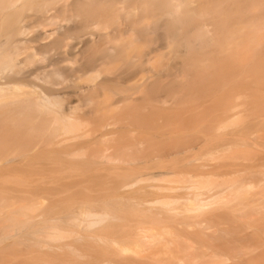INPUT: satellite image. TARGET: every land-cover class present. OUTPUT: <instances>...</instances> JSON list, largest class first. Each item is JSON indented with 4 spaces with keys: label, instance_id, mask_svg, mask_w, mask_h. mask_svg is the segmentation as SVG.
I'll use <instances>...</instances> for the list:
<instances>
[{
    "label": "bare ground",
    "instance_id": "bare-ground-1",
    "mask_svg": "<svg viewBox=\"0 0 264 264\" xmlns=\"http://www.w3.org/2000/svg\"><path fill=\"white\" fill-rule=\"evenodd\" d=\"M69 13L70 15L64 18V16ZM77 17H82V19H80L83 22L80 23V21L79 25L76 24L80 20L79 18L78 21L75 20ZM101 19L102 21L104 19L105 23L112 21L114 26L110 27L103 25L104 22L103 24L100 23L101 21L99 22ZM62 21H73V23L76 21V23H71V25L67 23L69 26L67 24V26H63L60 25ZM50 25L56 26V28L46 30L45 27ZM94 28H99L100 32L94 34L92 31ZM30 31H32L33 34H31ZM51 35L55 38H52ZM144 40L152 46L144 52L136 51L138 44ZM72 42L76 43L73 44ZM164 48L165 50L166 48H168V50L173 48L172 54L174 56L184 57L185 59L183 58L184 62L176 63L173 66L168 63L162 65L157 75L162 77L165 75V78L181 75L186 81L184 83H174L172 81L164 85H160L159 82L158 84L153 82L155 84L144 87V90L148 92L146 94L153 96L154 101H156V98L160 97L157 100L159 103L164 99V97H162L164 95L160 96V93H166L175 88L179 89L182 84H184L189 91L190 86L194 87L195 84L199 82H201L200 85H202L204 80H209L207 76H210V69L208 68L210 66L206 65L203 67V64L207 61L212 63L211 67L214 69L217 68V72H214L216 76L224 77L226 74L225 72L233 74L235 69L243 72L244 69L247 68L250 76L264 78V0H0V132H9L0 134V164L4 165L10 163L11 159L9 160L8 157L16 154V147H24L26 144L20 143V141H13V139L17 137L15 134L21 135L18 137L20 138L19 140L22 139L26 141L27 139L24 138L23 135H32V133L36 131L37 133L35 132L33 135L36 141L42 143L43 140L46 141L47 138L49 140L51 139V141L54 142L53 144H57L58 141H60L59 139L66 135L73 138V132L75 133L77 130L80 132L79 129L82 127L80 124L83 122L81 119L83 120V117H85L86 121H88L89 118L87 117H91L90 113H96V111L93 113L91 108H98L99 110H97V112L102 109L100 107L95 108V104L99 99L98 97L102 94L105 95L106 92H116L117 94L124 92L122 89L123 86L134 81L135 77H137L136 80L139 81L138 75L144 76L145 73L143 74L140 72H145L146 70L144 69L146 68L144 66L147 67L149 64L148 61L151 62L149 57L153 55L151 56L152 58L155 56L154 54H158V50H162L160 54H163V51L166 52ZM122 51L130 52L126 54V52L122 53ZM131 52L135 53L132 54ZM85 54L87 57H83V59L86 58L84 59L85 62H80L82 61L80 60L82 58L81 55ZM38 56H41L42 60L43 58L48 60L46 62H44L45 60H41L42 62H40H44L45 64L39 65V67L34 65L36 67H31L30 69V66L27 65L29 67L25 68L27 63L33 60H39L40 57ZM78 56L81 58L79 59ZM36 57L38 59H36ZM121 58L124 61L123 64L125 65V69L117 73L113 71L116 73L112 72L114 75L110 72L113 77H111V75V78L104 79L102 73L100 74V70H103L101 68L109 67V64L114 61V59L116 63L113 62L110 66L112 64H119ZM76 59L77 62H75ZM78 62L82 64L78 66L74 65V63L78 64ZM99 76L103 79L101 77L99 79ZM143 76H140V80L144 78ZM227 76H229V73H227ZM85 77L88 78L86 81L90 82V86L89 84L87 85L88 87L82 86V81ZM96 78L98 81L95 80ZM196 86L198 87V85ZM199 89L198 92L200 93ZM203 90L204 89H202V91ZM157 95L159 96L157 97ZM232 97L234 98V95H232ZM95 99L97 100L95 101ZM125 99L126 101L127 99L130 100V97L127 96L124 100ZM236 100L238 101V99ZM237 101L232 100L231 104L229 102L230 105L227 104V106L224 107L227 109L224 110L223 108L224 112H222V114L224 113L223 115L226 117L221 115L222 118L225 117L229 119L236 114L238 104L233 102ZM115 102L116 101H114V103ZM89 105H92L89 107L90 110H82L83 107L87 106L88 108ZM232 105L233 107L231 109L229 106ZM246 105L247 104H245V106ZM78 110H82L80 113L84 112L79 114ZM229 111L233 112L231 113L232 116ZM229 115L231 117H229ZM261 116L264 115L261 114ZM257 118L255 117V119ZM249 119L248 117V120ZM253 119H251V121ZM241 120V122H244L245 119ZM260 121H263V123H260ZM260 121V125L264 124V118L263 120L260 118ZM220 126L216 127L219 129L222 127ZM245 128L248 129L244 126V130L242 129L243 131L238 132L244 134L242 137L240 134L236 135V132H233L235 133L234 138H229L228 140L227 137L222 139H218L219 136L215 137V130L213 132L214 135H208V131H205L207 134L205 132L194 133L195 135L190 138L187 135L188 139L181 145L182 147L178 146L174 147V149L171 148L165 154L147 152L148 154L145 159L140 158V155L138 156L139 158H136L139 153L137 151L138 149H135L136 152L134 148L135 146L139 147V145V148H141L143 144V141H141V144L140 141H138L139 143H136L134 147L130 145L137 155L133 151H130L131 148L128 147L129 149H125L128 150V152H126L128 155L132 152L133 156L130 158L132 154L130 153L129 158L126 159L124 158L126 156L122 157L118 151L121 157L116 158L115 162H119V164L122 163L120 167L123 165L124 167H129V165L133 166L129 170L121 167L128 172L124 175L122 174L123 176H118V173L121 174L120 172L116 173L117 176L114 175L116 178L122 177V182L130 175L135 176V178L131 179L130 184H125V182L116 183L117 185L115 183V185L110 184V182L105 184L96 181L98 180L97 178L93 181V187L102 186V188H98L103 190L105 186H113L111 188L113 192L91 196L93 191H89L91 194L85 195L84 198L83 196H79V192V195L76 194L78 197L72 196V198L74 197L73 199H65L67 198L65 196V200L60 198V201L59 199H54L51 202L53 204L56 203L54 204L56 206L52 205L50 202L51 204L48 205V207H44L41 198L37 197L38 195L35 196L33 194L15 197L8 189L0 190V264H134L136 262L133 257H144L145 255V257L153 256L157 250V253L161 252L164 255H174L176 252L179 254L182 253L186 258H189L190 254H192L190 253L192 251L191 249H193L195 255L192 254L194 257L191 255V258H193L191 262L193 264L195 262V264L201 263L200 259H198L197 262V258L201 257L202 259L203 256L206 257L207 255V263L213 264L212 262L215 260L216 254H212L213 256L211 255L213 260L211 259L212 262H210L209 255L211 251H208L209 253L205 255L206 251H202L201 248L206 247L208 243H206V239H202L204 236H207V234L204 233L201 222L202 219L200 218L206 216L208 219H211L212 217L210 214L213 209L217 207L227 208L232 213L233 219L241 220L238 226H231L234 227L231 234L233 237L238 236L236 240L238 243L240 242L238 241L240 238L239 235H241L242 239L243 237L246 238L242 240L243 242L247 240V234L244 232L245 228L252 230V233L247 235L248 238L254 236L257 239H264V222L259 224L257 222H252L253 219L251 217L253 216L254 219L257 221L260 220V222L264 220V198H256V189L254 190V187L255 185L257 186V183L254 185L250 181V179L255 178V176H264V164H261V166L256 164L258 167H261H259L258 170L255 164V166L253 165V169L251 168L252 165L249 167V163L244 164L247 165L248 168H246V166L236 171L233 170L234 172L232 171L233 174L231 177L233 182H231V179L228 181L227 178H229V176H224L226 170L225 172L222 171L225 173L224 175L222 172H220V174L218 173L219 177L222 174L227 179V183L231 182V184H226V180L223 181V179L217 182V178H214L215 182L212 181L213 176L217 177L218 175L215 176L216 172H214V170L212 171L214 174H209L211 173L209 172V169L212 167L211 165L210 168L208 166H203L206 170L209 168V171L207 170L208 172L202 166L199 167L194 165V162L196 163L201 159L199 157L198 160L196 158L189 160L188 158L187 161H184L185 164L182 163V166H179L178 163L176 168L169 167L168 169L170 171L156 173L154 172L155 170L153 171L152 169V172L150 169L149 171L151 172L147 173V175L141 174V172L145 174L143 172L146 170L144 166L148 165V163L150 164L151 161L153 162L159 156L163 155V157L171 158V156L174 157L176 155L185 154L186 150H190V153L195 150V154L196 150L200 149L201 143L204 144L205 142L209 144L211 142V150L208 154L219 160L222 157H216L218 156L217 153H223L224 151L229 153L232 149L231 146H234V144L232 145V140L236 143L237 148H242L241 152L245 149V154H248L249 151L247 152V149L250 151L252 149L250 145H256L254 141L253 143L255 144L252 143V139L254 140L256 136L253 138L249 135H254L257 131L250 133L248 129L250 134H246L245 132H247V130H245ZM209 130L211 131L212 129ZM19 131L23 133H19ZM104 135L106 134L104 133ZM68 136L65 138H69ZM99 136L102 138L103 133ZM243 137H245V139ZM246 138L251 141H248ZM49 140L47 142H49ZM62 140L65 142V139H61V141ZM202 140H205V142L203 143ZM55 141H57V143H55ZM135 142L136 141H134V143ZM90 143L92 142L90 141ZM90 143L87 141L86 148L84 149L86 153L90 148L93 149L95 147V144L94 146L91 144L93 148L91 145L89 146ZM229 143L231 144L230 146H228ZM33 144H35V142ZM37 144L36 142L35 146ZM59 144L60 143H58V145ZM66 144H68V142H66ZM204 145H206V143ZM259 146L258 144V147ZM99 148L102 149V152L104 151L101 146ZM254 149H252V151ZM115 150L117 151V149ZM232 150L230 152H232ZM252 151L249 152V154L257 150ZM98 152L96 154H94L95 152H91V155L87 154L90 157L87 156L85 158H90V161L99 163H107L108 161L111 162L114 160L113 157H109L110 155L107 156L108 154L106 155V153ZM141 152L143 151L140 150V154ZM259 152L257 151V153ZM62 153L61 155L63 156L59 155V152H57V157L55 154H50L49 157L53 156L50 157L51 161L45 159V162L49 160L50 163H57V161L59 162L58 158L61 161L62 157L67 158L70 155V153H67L65 157L64 153ZM186 153H189V151ZM194 154L192 155L194 156ZM200 154L202 155V153ZM213 154H216V156ZM230 154L231 153H229V155ZM242 154L243 153H241L240 156H242ZM224 155L223 157L229 156ZM251 155L252 154H250V156ZM71 156L73 157L74 155H70V157ZM207 156L209 157V155ZM245 156L243 157L246 159ZM255 157L259 158L257 155L254 156V158ZM153 158L154 160H152ZM235 158L239 160V157ZM235 158L234 161L236 160ZM251 158H253V156ZM206 159L205 163L207 161ZM39 160L44 162V159ZM221 160L223 161L224 159ZM246 160H248V157ZM114 161L112 163H114ZM239 162L240 161H235L234 163L237 164ZM32 164H34V166L36 165V163ZM157 164L160 165V163ZM217 165H214V168L212 167L211 169H215V166L218 167ZM225 165L229 166L227 163ZM148 167L146 168L148 169ZM60 168L62 167H59L56 171H60L61 173V170H59ZM249 168H251V170ZM55 169H57V167H55ZM35 170L37 169L35 168ZM137 173L140 174L136 175ZM227 174H229L228 171ZM143 176H147V178ZM170 176H176L175 179L171 177L172 179H168L169 181H167V183H173L172 185L166 186L167 179L165 183H163L165 184L164 186L154 184L155 180L161 177L169 178ZM211 177L212 180L210 181L209 178ZM162 180L163 179H159V182H162ZM262 180H264V178H262ZM15 182L18 185H27V182L23 183V181L19 180ZM222 182L225 183L226 186ZM259 183L260 181L258 185ZM261 184L262 183L257 187L260 188ZM3 185L4 184H1V186ZM63 185L61 187H63ZM127 186H130L131 189L128 188L129 190H127ZM132 186H135L134 189H132ZM221 186H223L222 190ZM224 186L226 188H224ZM65 187L67 186L65 185ZM106 187L105 189H107ZM215 188L219 189L216 190ZM261 190V188L260 191L258 190L259 193ZM19 191L23 190L20 189ZM31 191L33 192L34 190ZM42 192L44 193V190ZM52 192V194H50L51 191L49 193L51 196L55 194V191ZM155 192L159 193H157L158 197L161 192L163 197L155 201L145 199L148 195L155 196ZM27 193L29 194L31 192ZM57 193L58 192H56V194ZM253 194H255L254 197L256 199L251 198ZM40 195H42V193H40ZM67 196L70 197V194ZM59 202L61 203L60 206H58ZM154 205L156 208H153ZM246 212L249 213V217L244 215ZM246 218H248V220L252 219V223L246 222ZM211 220L209 221L211 222ZM189 228H192L193 231L188 230ZM183 233L197 236L195 243L193 242L196 244V247L190 245L189 240L184 238L185 236ZM210 234L211 233H209V235ZM242 234L244 235L243 237ZM233 237H228L232 240L230 243H233V239L235 238ZM210 238L209 240L212 239ZM214 239V241L220 240L218 238ZM224 239L227 240L226 238ZM218 244L216 243L217 246H215L219 247ZM244 244L245 243H243V245ZM221 245H223L222 247L225 246L223 243ZM233 245H235V250ZM233 245V247H231L233 250H230V252L228 251L231 254L228 253L226 255L230 258L231 255L234 256L235 253V256L240 258V253H242L240 250L241 247L238 248L239 246L235 243ZM222 247L220 246V248ZM228 247L230 246L228 245ZM224 248H222V250H225ZM254 248H252V250H254ZM227 250L229 249H226V251ZM222 252L225 253L224 251ZM249 253L252 255V252H248V254ZM196 254L198 255L197 257ZM235 256L234 260H237ZM232 257L230 259H233ZM173 258L174 256L169 258V260H165L164 263L170 264L172 262L171 259L174 260ZM218 258L217 263H219V260H222L220 256H218ZM252 258H250L249 263L255 259V257ZM153 260L155 261V259L152 258L151 261ZM206 261H204L205 264H207ZM140 262H138V264H140ZM261 262L264 264L262 260Z\"/></svg>",
    "mask_w": 264,
    "mask_h": 264
},
{
    "label": "rangeland",
    "instance_id": "rangeland-1",
    "mask_svg": "<svg viewBox=\"0 0 264 264\" xmlns=\"http://www.w3.org/2000/svg\"><path fill=\"white\" fill-rule=\"evenodd\" d=\"M69 15H70V13L66 14L64 16V18L68 17ZM78 18L79 17H77V19H75V20L78 21ZM80 18L82 19V17H80ZM81 19L78 21V23H76V21L74 23L79 25V22L81 21ZM82 22L83 21H81L80 23H82ZM99 22L103 24L104 19H103V21H102V19L99 20ZM67 23L68 24L70 23V25H71V23H73V21H71V22L62 21V22H60V25L67 26L68 25ZM103 25H107V26H110V27L114 26L112 21H108L106 23L104 22ZM54 28H56V26L54 27V26L50 25V26L45 27L46 30H50V29L52 30ZM99 30H100L99 28L98 29H96V28L92 29L94 34L95 33L96 34L99 33L100 32ZM32 31H30L31 34H33V32H34V31L33 32ZM51 37L53 38L54 36L51 35ZM51 39H49V40H51ZM76 42H72V43L74 44ZM151 46H152L151 44H148V42H146V40H144V41H142L141 43L138 44V46L136 47V51L144 52V51H147ZM164 50H165V48H164ZM173 50H174L173 48H170V50H168V48H166V50H165L166 52L163 51V54H160V52L162 50H160V51L158 50V52H159L158 54H154L153 53L156 56V57L154 56L155 58L152 57L154 60L151 58V56H153V55H151L149 57L151 59L150 60L151 62L148 61L149 64L147 65V67L144 66L146 68L144 70H146V71L145 72H140V73H143V74L145 73L144 76L139 74L138 75L139 76V81L136 80L137 77H135L134 81H132V82H130L128 84H125L126 86L124 85L123 88H122L124 92H121V93H118V94L116 92H112V93H109V92L107 93L106 92L105 95L102 94L103 96L101 95L100 97H98L99 98L98 102L97 103L95 102L96 103L95 104L96 105L95 108L100 107L102 109L99 112H97V110H99L98 108L97 109L91 108L92 109L91 111L93 113L96 111V113L95 114L90 113L91 117H89V116L87 117V118H89V120L87 119L88 121H86L85 117H83V120L81 119V121H83V122L80 124L82 126V127L80 126L81 127V129H79L80 132L78 130L75 133L73 132V134H74V135L72 134L73 138L71 136H70L71 137L70 138L68 135H66L69 138H65L66 136L63 137V138H60L59 139L60 141H61V139H65V142H63L64 140L61 141L62 143L60 141H58V143H60L58 145L57 141H55V143H57V144H53L54 142L51 141V139L49 140L47 138H46V141L43 140L42 143L36 141L35 136H33L36 131L34 133H32V135L31 134H28V135L26 134L27 136H25V135L22 134L23 137L27 139L26 141H24L22 139L19 140L20 138H18L19 135H20L19 133L20 132L23 133L22 131H19V133H18L19 135L14 133L17 137H15V139H13V141H16V142L20 141V143H26V144H25L24 147H20V146H19V148L16 147V150H17L16 154L8 157L9 160L11 159L10 163L4 164V165L0 164V190L8 189L9 192L12 193L15 197H22V196L33 195V194L35 196L38 195L37 197L41 198V202L43 203L44 207H48V205H50L52 203L51 201H53L54 199H56V200L59 199V201H60V198L64 199L65 196L67 197L65 199H68V198L73 199L74 197H78V196H76V194L79 195V192H80L79 196H83V198H84L85 195H88V194L90 195L91 194V193H89V191L90 192H92V191L95 192V193L92 192L91 196L99 195L101 193L102 194L103 193H109L111 191L113 192V189L111 190V188L113 186H110V187L109 186L108 187L105 186L107 189L108 188H110V189L107 190L104 187V189H105V190L103 189L105 191L104 192L102 189H99V188H102V186L101 187L100 186L93 187L94 186V184H93L94 182L93 181L97 178L98 180H96V181H98V182L105 183V184L110 182V184H113V185H115L116 183L119 184V182H122V180H123L122 177H119L120 178V180H119V178L114 177V175L117 176L116 173L120 172L121 174L118 173V176H123L127 172V171H125V169L129 170L133 166L129 165V167H127V166L124 167V165H123V166H121V167L125 168V169H123V168L120 167V164H122V163H120V164H119V162H117L118 164L115 163L116 162V158H120L121 157L120 155H122V157L126 156L124 158L127 159V158H129L130 153H132L130 151L134 152L135 149H138L137 151L139 153L137 155L136 154L137 151L135 150L136 152H134V153L137 155L136 158L140 157V158L145 159V157H147V154H148L147 152H149V153L153 152L155 154L156 153L157 154L158 153L165 154L171 148L174 149V147H178V146L180 147L183 143H185V141L188 139V137L190 138V137L194 136L197 132H205V131L207 132L208 131V135H210V134L214 135L213 132L215 130V133H216L214 135L215 137L219 136L218 139H222L224 137L225 138L227 137V140H228L229 138H234V134L235 133H233V132H236V135L237 134L239 135L240 133H238V132L243 131L244 130L243 129L244 126L249 129L250 133H252V132L254 133V132L257 131L256 134L254 133V135L253 134L249 135V136H252L253 138H255V136H256V138L254 140L251 138L252 139V143L254 141L256 143V145L255 146L254 145H250V146L252 147V149L255 148L253 151H255V150H257L258 152L260 151L259 153H261V154L257 153V151L253 152L252 149H251V151L253 153H250V154H252L251 156L249 154V152H251V151L248 150V149H247V152L249 151L248 154H245L246 150L243 149L245 152L243 150L241 152L242 148H237L236 147V143L234 142V140H232L233 141L232 145L234 144V146H231V148L233 149V150L232 149L231 150H232L233 153L230 152L231 151L230 150L229 151V153H231L230 155H229L228 152H225V151L224 152L222 151L223 153L219 152L220 154L217 153L218 156H216V154H213L216 157H222L221 159H224L223 160L224 162H223L221 159H220L221 160L220 161L219 159L215 158L213 155H212L213 157H211V155L208 154V152L211 150V142L209 141L210 142V144H209V143L205 142V140L204 141L202 140V142L203 143L205 142L206 145H204L205 143L204 144L201 143V147L202 148L199 145L200 149L199 150L197 149L198 151L196 150L195 154H194L195 150L193 152L191 151V153L194 154V156L190 153V150H186L185 154L176 155L174 157L171 156V158L170 157L166 158L165 156L163 157V155L159 156L158 157L159 159L155 157L156 158L155 160H154V158L152 159V160H154L153 162L151 161L150 164L148 163V165H145V166L143 165L145 167L144 169H146L145 171H143L145 174H143L141 171L140 172H141L142 175H147V173H150L152 171V169H153V171L155 170L154 172H156V173H160V172L163 173V172L168 171L169 167H175L176 168L178 163H179V166H182L183 165L182 163L185 164L184 161L185 160L187 161L188 158H189V160H191L192 158H194V159L196 158L198 160V157H199L201 159H199L197 161L198 163L197 162L195 163L194 162L195 160L193 161L194 165H196V166H199V167L208 166L209 168L212 166L214 168V165L218 164L217 165L218 167L215 166V169H211L212 167L209 169L207 167L210 171L208 169L207 170L209 172H211L209 174H214V173H212V171L214 170V172H216L215 176L218 175L217 177L213 176V180H212V177L209 178L210 181L211 180L214 181L217 178V180H216L217 182H219L218 180L223 179V181L226 180L225 181L226 184H231V182H233V179H231L233 172L238 170V169L245 168L247 165H244V164H248L249 163L248 165H250L249 167H251V165H252V167H251L252 169H253V167L256 164L257 165L259 164L260 166H261V164H264V156H263V154H264V124L260 125V123H263V121L262 122L260 121V118L262 120L264 118V116H261V114L264 115V82H262V81H264V78L263 77L250 76V74H248L249 71H248L247 68L244 69L243 72L235 69L236 74H235V72H233V74L232 73L230 74V72H225L226 74H225L224 77L216 76V75H214V72L215 71L217 72V68L214 69L213 67H211L212 63L207 61V62H205L203 64V67L206 66V65L210 66V67H208L210 69V71H209L210 76H207V77H209L208 79L210 81L209 80H207V81L204 80L202 85H200L201 82H199V83L195 84L194 87L190 86L189 89L191 91L190 90L188 91V88H186V86L184 84H182L181 88H179V89H177V88L171 89L169 92L160 93L161 95L158 93L160 96L164 95V96H162V97H164V99L162 100L163 102L160 101V103H159V102H157V100L160 98V97H158L159 95H157L158 98H156V101H154V97L153 96H151L149 94H146L148 92H146L144 90V87H147L150 84H155V83L158 84V82H159L160 85H162V84L164 85V84H167V83L172 82V81L174 83H184L186 81V79L183 76H181V75L180 76H171V77L168 76L169 78H165V75H164V77L157 75V72L161 69V66L164 65V64L168 63L169 65L173 66L176 63L184 62L183 60L185 58L183 57L184 58L183 59L181 57L174 56L172 54ZM118 51H121V50H118ZM124 52H126V51H122V53H124ZM129 52H126V54L129 53ZM135 52H133V53H135ZM88 53H91V52H88ZM164 55H167V56H164ZM84 56L86 57V54L85 55H81L82 58L80 56H78V58L79 59L81 58L80 60H82L80 62H83V61L85 62L84 59H86L87 57L83 59ZM88 56H89V54H88ZM120 56H118V57H120ZM38 57H40L41 59L39 58V60H33L32 62L27 63L25 68H28L30 66L29 68L31 69V67L32 68L36 67L34 65H37V67H39V65L41 66V65L45 64L44 62H46L48 60V59L46 60V58L45 59L43 58V60H42L41 56H38ZM116 58H117V56H116ZM36 59H38V58L36 57ZM77 59L75 60V62H77ZM121 59L119 60V61H121L119 64H115V65L112 64L110 66L111 63L116 61L114 59V61H112L109 64V67L105 66L106 68H101L103 70H100V74L102 73V77H104V79L105 78L109 79V77L113 73H115V72L117 73V72H120L122 69H125V65L123 64L124 61H123V59L122 60ZM41 60L42 61L45 60V61L43 63H41L42 62ZM80 62H78V64L74 63V65L78 66V65L82 64ZM114 63H116V62H114ZM27 65H29V66H27ZM104 70H106V71H104ZM142 70H143V68H142ZM113 71H115V72H113ZM110 72L111 73L113 72V73L111 74ZM227 73H229V76H227ZM113 75L111 77H113ZM140 76H143L144 78H142L140 80V78H141ZM100 77L101 76H99V79H100ZM87 79L88 78L85 77L83 79V81L81 80L83 82V84H82L83 87H86L88 84L90 86V82L86 81ZM89 80H91V79H89ZM95 80L98 81L97 78ZM136 81H138V82H136ZM153 82H155V83H153ZM254 83H256V84H254ZM196 85H198V87ZM199 87H200V89H199ZM198 89L200 90V93L198 92ZM202 89H204V90L202 91ZM205 93H207V94H205ZM232 95H234V98L232 97ZM127 96L130 97L131 101L128 100V99H127V101H126V99L124 100V98L127 97ZM243 96H245V97H243ZM237 97H239V98H237ZM236 99H238V101ZM96 100L97 99H95V101ZM232 100L237 101V102H233V103L238 104V108H237L236 114L233 116L235 118L231 117L232 116L231 113H233V112H230L232 110H230L228 108L230 110L229 112H230V115H231V116L229 115V117H231V118L228 119V118H225L226 116L223 115L224 113L222 114V112H224V110L227 109V108H224V107H226L227 104H229V102L231 104ZM114 101H116V102L114 103ZM99 102H100V104H99ZM133 102H134V104H133ZM97 104H99V105H97ZM245 104H247V105L245 106ZM233 105L229 106V107L232 109ZM91 106L92 105H89L88 108H87V106L83 107L82 110H86V111L88 109L90 110L89 107H91ZM223 108H224V110H223ZM240 109H241V112H240ZM244 109H246V110H244ZM247 110H249V111H247ZM81 111L78 110L79 114H82L84 112L83 111L82 113H80ZM76 114H78V113L76 112ZM79 114H78V116H79ZM226 114H227V112H226ZM221 115H223L225 117L222 118ZM248 117L250 118L249 120H248ZM255 117L256 118L259 117V118L255 119ZM84 119H85V121H84ZM241 119H243V120L245 119L244 122H241L242 121ZM251 119H253V120L251 121ZM256 120H257V122H256ZM81 121H79V122H81ZM259 121H260V123H259ZM253 122H255V123H253ZM248 124H250L251 126L248 125ZM258 125H259V127H258ZM188 126H190V127H188ZM216 126H220L221 128L218 129V127H216ZM242 126H243V128H242ZM206 129H208V130H206ZM209 129H212V130L210 131ZM248 129L245 128V130H247V132L244 131L246 134H250L248 132ZM219 130H221V131H219ZM3 132L1 131L0 134L3 133ZM4 133H9V132L7 131V132H4ZM11 133H13V132H11ZM76 133H77V135H76ZM101 133H103V137L102 138H101L102 135L99 136ZM104 133L106 135H104ZM29 135H31L32 137L29 136ZM187 135H188V137H187ZM242 135H244V134H240L241 137H242ZM246 136H248V135H246ZM257 136H258V138H257ZM245 137H243V138L245 139ZM103 138H105V139H103ZM44 139H45V137H44ZM149 139H151V140H149ZM258 139H259L260 142L258 141ZM48 140H49V142H47ZM66 140H68V141H66ZM87 141H89V143H90V141L92 142V143L89 144V146L91 144L94 146V144H95V147L93 148V146L91 145L93 149L90 148L91 150L90 149L88 150V147H89L88 146L87 147L88 151L86 153L85 152L86 150H84V149L86 148ZM134 141H136V142L134 143ZM138 141H140V144L142 143L141 141H143V144L141 145L142 149L139 148L140 147V145H139V147L135 146V148L133 150L134 145L136 143L137 144L139 143ZM248 141H251V140H248ZM256 141H258V142H256ZM261 141H262V143H261ZM34 142H35V144H36V142L38 144L35 146V144H33ZM66 142H68V144H66ZM27 143H28V145H27ZM255 143H253V144H255ZM258 144L260 145L259 147H258ZM96 145H97V147H96ZM130 145L131 146L133 145V147H131ZM230 145L231 144L229 143L228 146H230ZM98 146L99 147L101 146V148H103L104 151L102 152V149H100ZM31 147H33V148H31ZM55 147H57V148H55ZM104 147L106 149L107 148L108 149L106 150ZM128 147L131 148L130 151H129L130 152L129 155L127 153L128 150H125V149H129ZM63 148H65V149H63ZM186 148H187V146H186ZM95 149L97 150V152L100 150L98 153H104V154L106 153V155L108 154L107 156L110 155L109 157H111V158L113 157V159L115 161L114 160H112L111 162L108 161L109 164H110L109 165L108 162L107 163H104V162L103 163L102 162L99 163V162L90 161V158H85L88 155H91V152H93V153L95 152L94 154H96L97 152H96ZM115 149H117V151ZM259 149H261V150H259ZM140 150H142L144 152V153L141 152L143 157L140 154ZM118 151H119L120 155L118 154ZM121 151L122 152L124 151V152L122 153ZM170 151H172V150H170ZM188 151H189V153H186ZM57 152H59V155H61V153L63 152L65 157H66L67 153H70V155H74V156L70 157V155L68 154L69 157H67V158H64V157L61 158L60 157L61 161L58 158L59 162L57 161V163H55V162H53V163L51 162L50 163L49 162V160L51 161L50 157H53V156L49 157V155L50 154L51 155L55 154V156H56ZM116 152H117L118 155L116 154ZM197 152H198V154H197ZM200 153H202V155ZM224 153H225V155H229V156H225ZM241 153H243L242 156H240ZM94 154H92V155H94ZM222 154L225 157H223ZM207 155H209L210 158ZM256 155L259 158H256V157L254 158V156H256ZM55 156H54V158H55ZM61 156H63V155H61ZM132 156H133V153L130 155V158ZM243 156H245L246 159L248 157V160H249V157H250V160H249L250 162L248 160H246ZM252 156H253L254 159L251 158ZM88 157H90V156H88ZM134 157H135V155H134ZM235 157H239V160H237L238 158L236 159ZM91 158H92V156H91ZM185 158H187V159H185ZM234 158L236 159L235 160L236 162L240 161L239 162L240 164L239 163L235 164L234 163L235 162ZM39 159H44V162L39 160ZM45 159H49V160L45 162ZM205 159L207 160L206 163H205ZM208 159H211V160H208ZM53 160H55V159H53ZM245 160H246V162H245ZM113 161H114V163H112ZM202 161H204V162H202ZM231 161H232V163H231ZM161 162H162V164H161ZM255 162H257V163H255ZM32 163H36V165L34 166V164H32ZM157 163H160V165L157 164ZM226 163L229 164V166L225 165ZM157 165H158V167H157ZM257 165H256L257 168L256 167L255 168L258 170L260 166L258 167ZM219 166H221V167H219ZM241 166H243V167H241ZM29 167H30V169H29ZM55 167H57V169H55ZM59 167H62V168L59 169V170H61V173H60V171H56V170H58ZM146 167H148V169ZM205 167H203V168L206 170ZM35 168L37 170H35ZM119 168H121V169H119ZM162 168H163V170H162ZM216 168H217V170H216ZM246 168H248V166ZM251 168H249V169L251 170ZM144 169H142V170H144ZM150 169H151V171H149ZM225 170H226V172H225ZM147 171H149V172H147ZM222 171H224L226 174H227V171H228L229 174H227V176H226V174L224 172H222ZM220 172H222L223 175L225 174L224 175L225 177L229 176V178H227L228 181H230V179L232 181L230 183H227V179L222 174L219 177ZM230 173H231V176H230ZM139 174L140 173H137L136 175H139ZM101 175H102V177H101ZM233 176H235V175H233ZM259 176L260 175L255 176V178H253V179L252 178L250 179V181L254 185L257 183L258 187H259L260 183L264 184V182H262V181H264V180H262V178H264V176L263 177L262 176L259 177ZM88 177H90V178H88ZM143 177L147 178V176H143ZM171 177H173V176H170L169 178L168 177H166V178L165 177L164 178L161 177L159 179L160 180L163 179L162 182L161 181L159 182V179H157V180H155L157 183L154 181V184H158V185H163L164 186L165 184H163V183H165V180L167 179L166 180V183H167V181L172 179ZM175 177L176 176H174L173 179H175ZM14 178H15V180H14ZM133 178H135V176L130 175L122 183L125 182V184H127V183L130 184L131 183V179H133ZM18 180L19 181H23V183L27 182L26 183L27 185H24L23 183H21L23 185H20V184L18 185L15 182V181H18ZM82 181H84V182H82ZM86 181H87V183H86ZM259 181H260V183L258 185ZM35 183H36V185H35ZM65 183H67V184H65ZM1 184H4V185L1 186ZM172 184L173 183L170 184V182H168L166 184V186L168 187V185H172ZM223 184H225V183H223ZM226 184H225V186H226ZM262 184H261L262 187L260 186V188L262 189L260 193H259L260 188H258L256 185L254 187V190L256 189V198L257 199H259L261 197L264 198V185H262ZM42 185H43V187H42ZM62 185H63V187H61ZM65 185L68 188L65 187ZM225 186H224V188H226ZM134 187L135 186H132V189H134ZM222 187L223 186H221V190H222ZM128 188L131 189L130 186H127L126 189L129 190ZM20 189L23 190V191H19ZM215 189H214V191H215ZM218 189L219 188H217L216 190H218ZM26 190H28V191H26ZM31 190H34V191L32 192ZM43 190H44V193L42 192ZM50 191H51V193H50ZM52 191H55V194H56V192H58V193L56 195L53 194L51 196L50 194L53 193ZM63 191L64 192L67 191V192L64 193ZM131 191H134V190H131ZM19 192H23V193H19ZM27 192H31V193L28 194ZM38 192L42 193V195H40V193H38ZM158 192H155L156 193L155 196L154 195L153 196H149L148 195L145 199H147V200L150 199V201H155L156 199H159L160 197H163L162 196L163 194L161 193L163 191L160 192V196L159 197L157 196ZM165 192H167V191H165ZM253 193H255V192H253ZM68 194H70V197L67 196ZM72 196H74V197L72 198ZM254 196H255V194H253L251 196V198L252 199L253 198L256 199ZM46 197H48V198H46ZM47 199H49V200H47ZM162 199H160V200H162ZM45 202H46V204H45ZM54 204H56V203H54ZM54 204L52 203V205H54ZM60 205H61V203L59 202L58 206H60ZM54 206H56V205H54ZM153 208H156V206L154 205ZM222 211H224V212H222ZM215 213H216V216H215ZM210 215H211V217H212L211 219L213 220L214 223L212 222L211 219H208L206 216H203V217L200 218V219H202L201 222H202V226L204 228V233L207 234V236H204V238H202V239H206L207 242L206 241L205 242L208 243L206 247H204V248L201 247V248H202V251H206L205 255H206V253L208 254L211 251V254L209 255L210 262H212V260H213L211 258V255L212 254H214V255L216 254V258H214L215 260L212 262L213 264L214 263L215 264H230V263H233V262L237 263V264H247V263L248 264H252V263L254 264L255 262H256L255 264H262L261 260L264 263V260H263L264 259V253H262V252H264V250H262V249H264V247H263L264 239H257L256 237H254V236L252 237L250 235H249L250 238H248L247 235L252 233V230L248 229V228H245L244 232L247 234L246 235L247 240H245V242L242 241V240L246 239L245 237H243L244 235L242 234L243 239L241 238V235H239L240 238H239L238 241H240V242L238 243L236 241L238 239V236H234L235 237L234 238L232 236V234H231V232H232V230L234 228V227H231V226L232 225L233 226H235V225L238 226V224H240L241 220L233 219L232 213L227 208H223V207L214 208ZM244 215L249 217V213L248 212H246ZM251 217H252L253 220L252 219L248 220V218H246V222H251V220H252V222H255V223L257 222L258 224L264 222V220L263 221L261 220V222H260V220L257 221L256 219H254L253 216H251ZM215 219H216V222H215ZM209 220H211V222ZM242 221H244V220H242ZM188 230L193 231L192 228H189ZM220 231H221V233H220ZM209 233H211L212 235L211 234L209 235ZM213 233H214V235H213ZM218 233L222 234V235H219ZM183 235L185 236L184 237L185 239L189 240L190 245H192V246L194 245L193 247H196L195 246L196 244H194V243H195V240L197 239V236L190 235L188 233H183ZM216 235H218V236H216ZM192 236H194V237H192ZM205 237H207V238H205ZM228 237L229 238L230 237L234 238V239L232 238L233 239V243L232 242L230 243V241H232V240H230ZM209 238L211 240H209ZM214 238H218L220 240L214 241L215 240ZM224 238H226L227 240H225ZM224 240H225V242H224ZM221 241H223V242H221ZM247 241H249V242H247ZM242 242L245 243V244L243 245ZM256 242H258V243H256ZM216 243L217 244L219 243L218 244L219 247H216L217 246ZM222 243L225 244L224 247H226L227 244L230 247H228V245H227L228 248L227 247L224 248V247H222L223 245H221ZM234 243L239 246L238 248H240V247L242 248V249L240 248V250L242 251V253H240V258L236 257L235 256L236 254L234 253V256L236 257L235 259H237V260H234V256L233 255H231V257L233 256L232 257L233 259H230L231 257L229 258L228 255H226V254H228L230 252V250L231 251L233 250V249H231V247L234 246L233 248L235 250V245H233ZM260 244H261V247H260ZM253 245H254V247H257V248H254ZM220 246L222 248H224L225 250H222V248H220ZM247 246L248 247L250 246V247L248 248ZM252 248H254V250H252ZM226 249H229V250L226 251ZM256 249H257V251H256ZM191 250H190L191 251L190 253H192L194 255L193 249H191ZM157 251H155L153 256L152 255L149 256L150 258L149 257H145L146 256L145 255L144 257L137 256L138 258L137 257H133V259H134V261L137 264H138V262H140V260H141L140 264H143V263L159 264L161 261L163 263L161 262L160 264H166V263H164L165 260H169V258H172V256H174V258H173L174 260L171 259V261H172L171 263L172 264H176V263L177 264H193L191 262V259H193V258H191L193 256L192 254H190L189 258H186V256L183 255L182 253L179 254V253L175 252L174 255L170 254L171 255L170 256L169 254H167L168 255L167 256V255H164L161 252L157 253ZM222 251H224V252L226 251V252L223 253ZM248 252H252V255H254V256H252L251 253L248 254ZM254 252H255V254H254ZM197 254H196V257L198 256ZM229 254H231V253H229ZM241 254H242V256H241ZM157 256H159V257H157ZM177 256H178V258H177ZM179 256H181V257H179ZM207 256L206 257L203 256L202 259H201V257H198L197 258V262H198V259H200L201 263H197V264H205L204 261H206ZM218 256H220L222 258L221 261L219 260V263H217L218 262L217 259H219ZM237 256H239V255H237ZM151 257L153 259H155V261L154 260L151 261L152 260ZM165 257H166V259H165ZM252 257L253 258L255 257L256 260L254 259L253 261H251L249 263L250 258H252ZM175 258H177L178 260L175 259ZM209 258H208V260H209ZM130 259H132V258H130ZM200 260H199V262H200ZM202 260H204V261H202ZM224 261H225V263H224ZM257 262H259V263H257ZM123 263H127V262H123ZM136 263H134V264H136ZM206 263H207V261H206Z\"/></svg>",
    "mask_w": 264,
    "mask_h": 264
}]
</instances>
